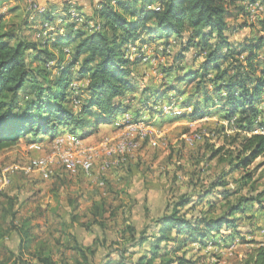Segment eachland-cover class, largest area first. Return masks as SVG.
Masks as SVG:
<instances>
[{
    "label": "trees",
    "instance_id": "obj_1",
    "mask_svg": "<svg viewBox=\"0 0 264 264\" xmlns=\"http://www.w3.org/2000/svg\"><path fill=\"white\" fill-rule=\"evenodd\" d=\"M258 1L264 3V0H129L115 4L113 0H103L91 19L85 18L81 24L65 22L62 26L67 32L46 39L36 38L38 28L34 40L15 34L0 13V151L18 145L22 136L32 137L29 142H40L65 131L87 136L86 129L111 123L128 111L132 103L138 107L133 114L136 120L141 119L143 108L162 115L164 112L154 106L165 100L193 107L192 112L176 117L200 118L208 104L226 111L225 120L236 118L238 128L247 136L240 143L239 163L235 167H248L264 156V135L248 134L256 126L264 127V112L260 109L264 101V36L234 42L231 34L248 26L249 7ZM157 2L160 10L153 8ZM231 8L235 9L234 15ZM68 9L65 2L63 11ZM40 15L52 24L59 18L49 10ZM234 16H243L245 20L234 25L229 21ZM158 41L164 44L163 55H173V62L163 66L167 76L179 61H186L188 53H191L188 61L198 65L189 72L183 67V74H176L178 82L194 86L195 92L184 100L178 95L186 90L176 83L167 91L177 94L168 99L167 91L157 92V88L144 83L142 87L137 85L140 78L136 69L142 59L130 58L129 45H151ZM171 44L176 45L174 53L167 50ZM74 82L79 83L77 90ZM138 88L137 97L134 93ZM199 93L204 100L192 102ZM217 153L219 150L211 152L209 159L213 160ZM226 176V173L219 175L196 196L182 195L168 212L154 217L140 231L128 224L121 243L115 242L116 247H109L105 255L98 257L93 252L88 256L89 248L77 244L72 249L81 256L75 254L73 263L67 259L64 264H157L156 261L191 264L184 256L171 258L170 249L175 252L180 249L169 247L170 243L196 242L207 246L212 240L210 236L234 238L238 234L236 215L244 213L250 203H263L264 192L256 197L240 196L216 215L215 202H206V197L217 191L229 201L239 192L227 188L230 182L224 180ZM246 178V184L239 189L252 179ZM197 202L200 204L197 214L181 212L185 206L195 208ZM7 203L9 208L0 209V218L9 229L0 226V236L15 235L17 244L15 250L8 248L10 256L0 258V264H9L12 258V264H55L44 244L31 250L34 230L31 218L19 216L14 199L7 197ZM98 216L95 212V217ZM230 228L235 232L227 234L225 231ZM262 244L242 264H264Z\"/></svg>",
    "mask_w": 264,
    "mask_h": 264
},
{
    "label": "rangeland",
    "instance_id": "obj_2",
    "mask_svg": "<svg viewBox=\"0 0 264 264\" xmlns=\"http://www.w3.org/2000/svg\"><path fill=\"white\" fill-rule=\"evenodd\" d=\"M8 4L7 2L0 4V11L8 10ZM231 12L234 15L235 9L231 8ZM249 12L248 26L235 33L229 32L232 33L231 37L251 41L264 36V3L258 1L249 7ZM20 17L13 18L19 21ZM241 20L244 21L245 18L234 16L229 21L238 25ZM53 25H57V22ZM163 48L164 44L157 42L143 48L140 56L142 60L136 69L139 78L149 87L166 91L176 83L188 91L189 97L190 92H195L194 86L176 80V74L178 72L183 74L181 68H185L188 62L179 61L172 75L167 76L163 72V66L173 62V55H163ZM138 51L137 48H129L128 54L132 60L138 56ZM190 58L191 53H188L187 59ZM166 104L169 103L164 100L160 106ZM177 105L181 108L179 104ZM143 109L140 110L143 117L152 116L149 111ZM124 114L133 116L134 108ZM124 114L118 116L123 118ZM148 121L151 125L149 135L136 136L135 139L139 145L134 152L137 153H135L137 162L140 163L139 172L144 176L139 184L140 178L133 181L130 173L126 174L124 166L103 169L102 165L106 160H114L105 157L98 159L91 175L82 173L72 176L60 172L55 177L45 180L38 173L25 174L20 169L15 172L11 184L0 193V209L9 208L7 197L12 198L16 201L15 208L19 210V216L31 218L30 223L34 227L31 250L41 243L44 244L54 258L55 264H64L67 259L73 263L74 257H80L81 253L72 249L77 244L89 248L86 251L88 256H92L93 252H96L98 257L105 255L109 247H116L115 242L121 243L128 224L132 223L140 231L145 224H151L154 217L164 211L168 212L172 203L178 201L182 195L200 194L208 189L210 183L219 175L225 173L227 176L224 180L230 182L227 188L239 192L229 201L224 200L217 191L208 195L205 200L215 202L216 215L240 196L256 197L264 192V156L258 157L246 168L235 167L239 163L240 143L247 136L239 130L237 124L226 126L225 121L222 122L215 113L210 119L197 123L175 119L165 123L161 120L162 125L153 126L154 123L149 119ZM119 131L98 133V136H95L97 131L92 130L87 135L88 144H98L105 137L115 136ZM158 135L161 136L160 146L150 147V138ZM197 135L201 138L193 139ZM30 138L32 137L22 136L18 145L0 151V171L9 166H24L32 158L50 149L48 139L38 142L45 144L46 150L41 152L32 146L33 141L29 142ZM217 150L219 153L210 160L211 152ZM163 176L165 178L162 179ZM247 176L252 177L251 181L239 189L241 184H246ZM261 200L263 203H250L244 213L236 215L238 236L228 238L225 235V239L221 235L210 236L212 240L207 246L196 242L175 245L170 243L169 247L175 246V249L180 251L175 252L172 248L169 256H172L171 258L184 256L192 262L191 264H242L248 254L264 242L261 232L264 228V194ZM199 206L197 202L195 208L185 206L181 212H187L188 215L197 214ZM95 212L99 214L98 217H95ZM94 218L103 225L95 223ZM0 226L4 227V230L9 229L1 218ZM225 232L231 234L235 229L230 228ZM16 244L15 235L5 238L0 236V258L10 256L8 248L15 250ZM75 254L77 256H74ZM12 262L14 258L9 264ZM158 262L156 261L157 264Z\"/></svg>",
    "mask_w": 264,
    "mask_h": 264
},
{
    "label": "built area",
    "instance_id": "obj_3",
    "mask_svg": "<svg viewBox=\"0 0 264 264\" xmlns=\"http://www.w3.org/2000/svg\"><path fill=\"white\" fill-rule=\"evenodd\" d=\"M66 4L69 6V9L64 12L62 17L58 18L57 25H53L49 21L43 19L39 31L36 33L37 39H46L53 37L57 33H63L64 28L62 24L65 22H75L77 24L84 22L85 17L76 8V0H66ZM153 8L160 10L159 3H155ZM32 9L39 14H44L47 11L45 7H41L37 3L32 4ZM91 27L94 28V24H91ZM137 44L140 43L130 44L129 48L139 49L138 56L140 57L143 48L148 45L140 44L141 46H139ZM78 86L79 84L77 82L73 83L75 90H77ZM154 109L162 110L164 114L177 116L192 112L193 107L180 108L175 103H169L164 106L155 105ZM260 109L264 112V101L261 102ZM143 110L148 112L145 108ZM142 114L143 112H140L141 116ZM141 118L142 120H136L133 116L124 114L123 118L117 119L115 122V126L118 128V131H120L115 136L105 137L98 144H88L87 136L72 131H65L54 137H48V148L50 149H48L46 153L32 158L31 161L24 166H9L0 171V193L11 184L13 175L19 169L25 174L38 173L43 179L49 180L55 177L59 172H66L72 176L82 173L91 175L98 159H103L104 157L114 159L104 162L102 168L105 170L127 163L132 153L139 145V142L135 140L136 136L145 137L149 135V131H151V125L148 119L143 116ZM224 123L226 126L236 125V118L225 120ZM248 134L264 135V127L256 126L255 129ZM160 138V135L155 138L151 137L149 140L150 146L154 148L159 147ZM196 138L200 139L201 136L197 135L193 139ZM32 146L35 149L41 150V152L46 150L43 142H33ZM261 232L264 236V228ZM262 245L264 246V242Z\"/></svg>",
    "mask_w": 264,
    "mask_h": 264
},
{
    "label": "crops",
    "instance_id": "obj_4",
    "mask_svg": "<svg viewBox=\"0 0 264 264\" xmlns=\"http://www.w3.org/2000/svg\"><path fill=\"white\" fill-rule=\"evenodd\" d=\"M103 0H76V7L79 9V11L83 14V16L85 18H92L94 15V12L97 8H99L100 4L102 3ZM119 1H129V0H113V3H119ZM3 2H7V7L9 6L8 10H3L0 11V13L5 15V20H7L6 22L10 24V29H12V31L15 34L21 35V36H26L28 37V39L30 40H34V35H35V31L38 30L39 25L41 24V22L43 21V17L42 15H40L38 12L34 11L32 9V4L33 3H37L39 6L41 7H45L46 10H49L52 15H55L56 17H62L64 15V7H65V2L66 0H0V4H2ZM5 6V8H7ZM21 16V17H20ZM13 17H20L19 21H16ZM91 24H93V22H91ZM66 31V30H64ZM63 31V34H64ZM67 32V31H66ZM234 36H232L233 38ZM170 40H173V37L170 38ZM234 42L239 41L238 38H233ZM157 44H162V42H157ZM176 45H168V49L167 50H172L173 53L175 52V48ZM53 51H55L54 48H52ZM164 49V48H163ZM188 62L187 66L185 67V72H189L192 71L196 68H198L197 63H190L188 61V59H186ZM196 65V66H195ZM141 73V72H140ZM172 75V74H171ZM170 75V76H171ZM143 81L140 79V82L138 85V87H140L142 85ZM183 83V82H181ZM191 85V84H190ZM142 87V86H141ZM180 87V86H179ZM183 89V88H181ZM210 89V88H209ZM140 89L138 88L137 92H135V96H140ZM157 92H166V90H163L161 88H157ZM177 93L175 91H167L166 92V97H170L173 95H176ZM191 94V92H190ZM213 94V93H212ZM169 95V96H168ZM188 91L186 90L185 94H181L178 95V98L180 100H184V97L186 96V98L188 97ZM199 97H195L192 99V102H195L196 99L198 101H203L204 100V95L199 93L197 94ZM183 98H182V97ZM203 103V102H202ZM137 105L135 103H132L128 110H133L134 108V114H136V111L138 110V107H136ZM207 106V107H206ZM215 109V110H214ZM204 110V114L202 117L200 118H191L190 116H186V117H176V115H172V114H154L152 113V116L148 117L147 119H149L151 122H153V126L155 124H160L162 125L163 123H165L166 121H174L175 119L181 120V121H187L188 123H197V122H202L204 120L210 119V117L215 113L216 117L219 116L223 121H225V115H226V111H223L222 109H220V107L218 106H210L208 107V104L205 105L203 107ZM120 115V114H119ZM215 116V115H214ZM117 119H120V116H117V118H115L111 123L108 124H101V125H97V126H92L89 127L88 129H86V131L91 132L92 130L97 131L95 136H98L97 134L99 133H108V132H115L118 130V128L115 126V122ZM161 120L163 121V123H161ZM240 130V129H239ZM152 147V146H150ZM154 148V147H152ZM136 152H133L131 155V158L129 160V162L127 164L124 165V168H126L127 172L126 174L129 172L130 174V178L134 180H137L136 178H140L138 180V184L139 181L141 179H144L143 174H141L139 171V165L140 163L137 162V158H136ZM133 158V159H132ZM125 173V171L123 172ZM140 173V174H139ZM165 178V176L162 177V179ZM141 195V194H139Z\"/></svg>",
    "mask_w": 264,
    "mask_h": 264
}]
</instances>
